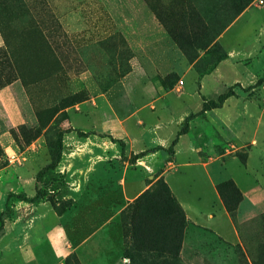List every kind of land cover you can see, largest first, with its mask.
<instances>
[{"label": "crops", "instance_id": "obj_1", "mask_svg": "<svg viewBox=\"0 0 264 264\" xmlns=\"http://www.w3.org/2000/svg\"><path fill=\"white\" fill-rule=\"evenodd\" d=\"M100 1L106 8L110 21L123 35L132 52L129 60L130 70L117 79L118 84L129 91L128 98L121 103L127 102L128 111L123 115L117 113L107 97L108 89H99L94 95L90 93L89 99L85 100L83 105L89 102L94 107L93 110L88 108L85 110L87 117L95 113L94 123L82 128L70 118L68 126L79 129L83 132V137L79 139L75 136L77 131L71 129L64 141L68 145L78 146L80 151L70 149L71 155L86 154V151L91 150L89 143L108 144V141L98 142V139L101 133L109 129L110 135L106 138L109 140L116 136L122 140L124 155L128 157L151 147H163L164 149L148 153L149 162H159V164L158 166L147 164L145 160H142L145 168L139 165L141 161L131 163L128 160L122 162L120 160H116L117 162H62L60 169L63 172L68 171L71 176L70 182L73 185L71 189L74 191L75 202L70 209L57 213L47 201L39 203L17 201L14 207L22 209V214L18 219L21 225L16 231L11 222L6 223L3 234L6 243L3 247H1L3 239L0 238V249H3L2 257L14 264H49L52 261L62 263L68 255L76 253L81 264H112L110 252L117 245L118 240L116 241L109 234L110 228L111 231L116 230L115 224L120 219L121 211L157 178L162 177L181 205L191 226L204 228L230 244H240L251 262L259 239L252 245L247 239V233L243 231L246 230L243 226L258 227L256 231L260 229V233L263 230L261 229V216L264 213L263 180L260 175H253L247 168L239 178L230 172L229 177L221 180L232 179L243 195L234 219L225 209L216 190V185L221 181H215L212 178L207 166L215 158L225 159L234 155L230 154L233 150L228 148L235 146L230 144L231 139L235 140V144L236 140L240 143L239 146H235L236 149L246 147L245 161H241L246 165L249 150L255 138H252L251 142L242 141L236 135L239 134L236 125L227 119L229 115L220 111L226 105L230 106L232 102L233 105L229 107L228 113L235 114L236 119H240L237 123L239 129V126L246 124V119L251 120L254 117L253 113H247L243 109L239 111L240 107L247 106L246 104L244 107L241 106L246 100L240 96V93L249 89L247 92L250 94L255 91L251 95L255 96L259 89H264V83L258 90L254 87L249 88L251 83H254L251 78L254 74L247 68L237 69L235 67L232 77L224 74V63L234 54L233 51H228L229 56L220 61L211 72L197 77L192 65L183 70L181 61H178L179 59L172 51L168 52V33L145 0ZM186 73L192 76L191 85L185 87L183 81L181 91L177 93V96H169L170 92L176 90L178 81L183 79L167 81L165 77L169 74L184 76ZM226 80L231 81L224 83ZM218 83L222 85L223 91L236 83L239 86L235 87L239 89L234 87L235 95L228 97L221 107L206 110L192 118L188 123L187 131L178 136L173 153L169 154L165 149L176 137L185 118L199 112L204 100L212 99L211 96L216 98L223 92L220 91L222 89H218L210 94L213 86ZM239 90L242 91L239 92ZM6 93L7 97L12 99L9 91L0 92L5 96ZM182 93H185V96ZM121 97H118V101L122 99ZM12 102L13 105L18 104L16 100L12 99ZM236 111L238 113H235ZM262 111L264 113V109ZM18 112L14 114L21 117V112ZM108 121H115L116 124L107 126ZM261 122V114H259L256 125ZM87 129L94 131L87 134ZM37 140L39 141L40 138ZM0 142L4 147L15 151L12 137L4 127H0ZM109 142L112 145L116 144L114 141V143ZM97 156L100 157L97 159H104L102 154ZM116 157L120 159L119 154ZM238 158L240 159L239 156ZM177 159L181 160L178 164L187 168L186 177L183 178V182L187 185L180 187L179 191L173 188L167 177L172 170H176ZM163 162H167L166 166ZM28 163L14 164L12 170L21 190L27 196H33L36 188L35 175L47 162H30L32 166L25 170ZM198 167H204V173L198 171ZM130 171L132 176L128 179ZM78 172L82 175L78 176ZM196 177L207 183L214 195V199L209 205L204 204V207L197 205L199 202L195 201H200L202 197L198 196V199H194V193H191L192 187L186 183L189 180L195 181ZM26 184H31L30 189H26ZM94 202L96 203L92 207ZM46 217L50 220L46 224L41 223L40 220ZM98 222L101 224L93 228L92 226ZM208 247L203 239L185 235L180 248V256L185 263L191 261L195 264H217Z\"/></svg>", "mask_w": 264, "mask_h": 264}, {"label": "rangeland", "instance_id": "obj_2", "mask_svg": "<svg viewBox=\"0 0 264 264\" xmlns=\"http://www.w3.org/2000/svg\"><path fill=\"white\" fill-rule=\"evenodd\" d=\"M189 1L195 4L197 8L195 11H204L211 18L212 16L207 10L222 2V0ZM146 3L150 9V5H152L154 11L152 9L151 11L154 14L155 12L159 13L160 17L164 20H170V23H174L176 14L182 13V15L184 14L187 17L185 3L182 4L179 0H148ZM156 18L158 19L157 16ZM28 20L30 21L28 22ZM158 21L161 23L159 19ZM30 23L32 24L30 25ZM29 25L35 27V29L40 27L44 31L47 36L44 43L55 49L54 57L57 59L55 64L42 65L39 59L41 57L38 55L36 57L32 53L33 51L29 52L28 48L31 47L28 42H32V40L27 38L23 40L21 37L23 33L18 36L11 33L26 31ZM161 25L164 27L162 23ZM217 42L222 48L221 51L215 48L210 49V45L205 49L192 47L188 48L186 56L168 33V52L172 51L179 59L178 61H181L183 70L192 65L196 76L201 77L198 73L199 69H204L209 63L218 59L222 53H225L227 58L229 56L228 51H233L234 54L230 58H224L226 59L224 74L227 77H232L235 67L237 69L247 68L255 76L251 77L254 83H251L249 88L254 87L256 90L262 88L264 81L260 84L256 82L264 75V3L259 4L258 0H252L248 8L218 36ZM195 53H197V58L191 62L189 60L190 56ZM131 55L132 52L127 41L120 31L116 30L113 22L110 21L107 10L100 0H0V92L3 93L7 90L10 92V97L14 101H18V104L13 105L12 99L7 97V93L6 96L0 94V127L7 129L8 134L12 137V144L15 149L14 151L11 148L4 147L0 142V180L2 181L0 186V224L1 220L3 222V227L0 229V238L2 237L3 239L1 247L6 243V238L3 236L6 223L11 222L16 231L19 230L21 225L18 219L22 214V209L14 207L17 201L7 202L9 203L7 206L5 200L8 191L21 190L12 170L14 164L29 162L25 169L27 170L32 166L30 162L49 163L56 150L57 139L59 136L62 137L64 144L63 153L56 169L52 173L54 180L49 186L57 206L54 208L47 201L57 213H62L70 209L75 202L73 199L74 191L71 189L73 187L70 182L71 176L68 171L63 172L60 169L62 162L129 161L127 155H120L121 147L118 142L114 145L109 142H113L115 138H118L116 136L115 138H109V140L106 138L110 135L108 133L109 129L101 133L99 135L100 139H98V142L105 140L108 141V144L97 145L89 143L91 150L86 151V154L71 155L70 149L80 150L75 144H66L64 139L66 135H69L71 129L77 132L80 131L77 128L73 129L71 128L72 126H68L67 123L70 118L78 127L82 128L88 127L94 121L95 113L89 114L88 117L85 113L87 108L93 110L94 107L89 102L84 106L83 102L89 99L90 93L94 95L99 89L107 88L113 81L128 72ZM38 61L39 65L35 63H38ZM39 72L42 73L37 77L36 73ZM173 75L175 76L173 77ZM179 78L183 79L185 87L191 85L192 76L188 73L184 74V76L169 74L165 77L167 81ZM230 81L226 80L224 83H229ZM213 87L210 94L218 89L223 91L222 85L219 83ZM107 89V97L117 113L119 115L127 113L128 108L126 107L129 105L127 102L121 103L128 98V89H123L117 81L112 83ZM259 90L255 96H251L255 91L249 94L247 92L249 89L239 90V92L242 91L240 96L246 100L243 103L241 102V106L247 105L245 108L240 107L239 111L243 109V111L254 115L251 120L246 119V124L239 126V129L237 123L240 119L237 120L235 114L228 113L229 107L233 105L232 102H230V106L226 105L220 111L223 114H227V116L229 115L227 119L230 123L236 125L239 133L236 135L242 141L251 142L252 138H255V142L249 150V159L246 165L238 158L239 155L243 156L245 154L246 147L236 149L235 146H239L240 143L236 140L235 144V140L231 139L229 140L230 144L235 146H229L228 148L233 150L230 154L234 155L225 159L215 158V160L208 163L207 169L215 181H221L229 177L230 172L239 178L245 168H247L253 175H260L263 180L264 194V113L262 111L264 109V89ZM177 93L179 92L175 90L170 92L169 96L176 97ZM204 93L206 94L207 92ZM84 95L87 96L85 100L72 103L74 99L82 98ZM182 95L185 96V93H182ZM120 96H122V99L118 101ZM210 98H215V96ZM17 112H21L22 118L14 114ZM235 113L238 112L236 111ZM259 114H261L262 122L256 125ZM110 124L115 125L116 123L115 121H108L106 125ZM93 131L87 129V134H91ZM75 136L79 137V139L83 137L79 133H75ZM39 138L40 140L38 141L37 139ZM40 144H42V147ZM82 151L85 152L84 149ZM99 154H102L104 159H97L100 158L97 156ZM118 154L120 159L116 157ZM148 156L150 155L148 154L131 163L141 161L139 165L145 167L142 163V160H145L147 164L158 166L159 162H149ZM177 161V164L181 163L180 159H177ZM163 163L166 166L167 162ZM155 168L157 169V167ZM186 170L187 168L178 164L176 170H172L167 176L168 181L177 191L180 190V187L187 185L183 182V178L186 177ZM198 171L204 173V167H198ZM77 175L80 176L82 174L78 172ZM131 176L132 172L130 171L128 179ZM201 176L204 177L202 173ZM154 182L150 186L154 185ZM186 183L191 185V193H194V199H198V196L202 197L200 201H195L196 203L199 202L197 205L200 204L199 206L204 207V204L209 205L211 200L214 199L211 188L201 179L196 177L195 181L189 180ZM30 185L26 184V189H30ZM95 203H93L92 207H94ZM143 203L144 201L140 205H143ZM130 205L128 204L121 211L120 219L115 224L116 230L113 229L111 231L110 228L109 234L113 239L118 240L117 245L111 249L110 262L112 264H157L170 260L171 251L173 253L177 251L175 244L178 240L173 241L170 236L164 239H155L153 237L154 241H151V243L150 241L149 243H142L141 239L136 240L133 238L131 235L130 215L134 210L130 208ZM6 207L8 208L6 209ZM137 207L139 208L140 206ZM49 220L46 217L40 221L46 224ZM261 220V229H263V218ZM100 224L101 222H98L92 227H98ZM245 226L243 227L246 230L243 231L247 233L248 241L254 245L260 239V229L256 231L258 227ZM211 233L204 230V228L191 226V222L186 219L181 240L183 242L185 235L199 237L209 246L208 248L213 253L217 264H240L239 251L236 249V245L230 244ZM228 238L231 240L229 236ZM2 251L3 249H0V264H14L11 261L9 262V259L5 260L2 257ZM73 255L76 256L79 264H81L77 254L73 253ZM73 255H71L67 264H75ZM176 262L177 264L184 263L180 252L179 256L176 257ZM187 263L195 264L191 261ZM49 264H65V259L62 263L52 261Z\"/></svg>", "mask_w": 264, "mask_h": 264}, {"label": "trees", "instance_id": "obj_3", "mask_svg": "<svg viewBox=\"0 0 264 264\" xmlns=\"http://www.w3.org/2000/svg\"><path fill=\"white\" fill-rule=\"evenodd\" d=\"M148 1V0H146ZM182 4L185 3V10L187 13V17L182 13L176 14L174 23H170V20H164L160 17L159 13H156V16L164 25L165 29L172 37V39L177 43L179 48L185 53L187 56L188 48H196V49H205L210 45V49H217L219 51L222 48L219 46L217 42L218 36L231 24L235 19L250 5L252 0H222L221 3L215 5L214 7H210L207 11L210 13V16L206 15L204 11H195L197 8L195 4H192L189 0H179ZM148 3V2H147ZM151 9L154 11L152 5H150ZM200 10V8H199ZM172 20V18H170ZM30 20H28L29 22ZM32 23H30L31 25ZM29 25V26H30ZM26 29V31L21 32H11L12 34H16L17 36L22 34V39L27 38L28 40H32V42H28L31 48L29 52L37 57V55L41 58L40 62L42 65H52L57 62V59L54 57L55 49L51 46L44 43L46 41L47 36L44 31L40 29V27L30 26ZM33 43V44H32ZM46 44V45H44ZM34 46V47H33ZM31 55V54H29ZM190 55V54H189ZM226 54L222 53L218 59L209 63L204 69H199L198 73L202 76L211 72L217 64L226 58ZM197 58V53L193 56H190L191 62ZM37 65L38 63L35 62ZM130 66V65H129ZM44 68V67H43ZM130 70V69H129ZM42 72L36 73V76L39 77ZM127 73V72H126ZM125 73V74H126ZM124 75V74H123ZM122 75V76H123ZM43 76V74H42ZM35 77V74H34ZM36 77V78H37ZM25 80V79H23ZM117 81V80H115ZM113 81L112 83H114ZM264 81V75L257 80V84H260ZM111 83V84H112ZM110 84V85H111ZM110 85L108 87H110ZM239 86L238 83L229 86L225 91L221 92L216 96V98L204 100L202 109L197 112L190 114L184 120L182 127L177 132L176 137L172 140L171 144L165 149L169 154L173 153V147L177 142L178 136L182 133H185L188 129L189 121L194 118L196 115L202 114L204 111L221 107L224 101L230 97L235 95L234 87ZM107 87V88H108ZM107 88L103 90H107ZM87 98L86 95L82 96V98L74 99L76 103L78 101L85 100ZM79 135H82L83 132H77ZM114 142H118L121 147V155H124V142L120 139L113 140ZM63 139L62 137H58L56 142V150L51 157L49 163L39 169L35 175L36 179V188L35 194L33 196H27L23 190L19 191H8L6 193V205L9 204L7 202L10 201H24L29 203H39L43 201H48L55 208L57 206L56 200L49 189L51 186L54 176H52L53 171L56 169L62 153H63ZM1 149V148H0ZM158 149H164L161 146H155L148 148L144 151L131 154L129 156V161L134 162L137 159L145 156L148 153L154 152ZM242 162L245 161V154L240 156ZM153 186V187H152ZM146 188L130 205V208H133V212L131 216V235L136 240L141 239L142 243L150 241H154L155 239H164L167 237H171L173 241L176 239L178 242L175 244L177 248L176 253L171 251L170 260L166 262H159L157 264H177L176 257L179 256L181 244H182V235L183 229L186 225V217L185 213L179 204L178 200L175 198L173 193L171 192L168 184L164 181L162 177L158 178L154 185ZM216 190L223 202V205L227 212L231 215L232 218L236 216V212L238 209V205L243 198V195L235 182L232 179H227L219 182L216 185ZM143 205H140L143 202ZM8 206V205H7ZM12 206V205H11ZM10 206V207H11ZM137 206H140L139 208ZM8 207H6L7 209ZM262 218L264 221V213L262 214ZM3 222L1 220L0 229L3 227ZM178 244V246H177ZM236 249L239 251L238 256L240 258V264H264V224L263 230L261 231L260 239L258 240L255 247V255L253 256L251 262L248 260L246 253L243 251L240 244H237ZM72 254L68 255L65 258V264L69 262V259ZM74 256V255H73ZM75 264H79L76 256ZM187 264V263H183Z\"/></svg>", "mask_w": 264, "mask_h": 264}, {"label": "built area", "instance_id": "obj_4", "mask_svg": "<svg viewBox=\"0 0 264 264\" xmlns=\"http://www.w3.org/2000/svg\"><path fill=\"white\" fill-rule=\"evenodd\" d=\"M259 4H263L264 3V0H258ZM183 84V80H179L178 81V85L176 87V91L177 92H180L181 91V85ZM14 157V156H12ZM11 161V159H9Z\"/></svg>", "mask_w": 264, "mask_h": 264}]
</instances>
